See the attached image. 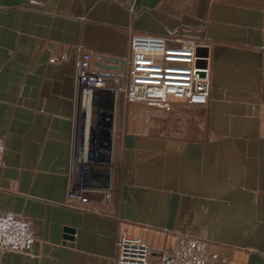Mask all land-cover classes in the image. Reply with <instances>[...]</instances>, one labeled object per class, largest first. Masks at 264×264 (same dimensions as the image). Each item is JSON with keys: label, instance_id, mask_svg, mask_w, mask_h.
Wrapping results in <instances>:
<instances>
[{"label": "crops", "instance_id": "obj_1", "mask_svg": "<svg viewBox=\"0 0 264 264\" xmlns=\"http://www.w3.org/2000/svg\"><path fill=\"white\" fill-rule=\"evenodd\" d=\"M135 33L203 45L209 104L127 102L115 85L129 83ZM82 50L113 87L92 99L77 93ZM0 137V212L37 238L0 264H118L121 234L151 246V264L182 234L217 264H262L264 0H0ZM91 153L110 155L97 170L113 200L69 204Z\"/></svg>", "mask_w": 264, "mask_h": 264}, {"label": "built area", "instance_id": "obj_2", "mask_svg": "<svg viewBox=\"0 0 264 264\" xmlns=\"http://www.w3.org/2000/svg\"><path fill=\"white\" fill-rule=\"evenodd\" d=\"M202 47L180 37L133 34L128 60L129 83L116 91H122L127 102L152 106H168L172 99L188 105H208L212 81L209 57L199 52ZM92 59L90 51H81L76 76L77 93L89 99L110 88L105 78L91 74ZM96 110L100 116L101 110ZM5 151L6 142L0 137V165ZM108 154H101L95 160L97 155L91 153L88 159L77 162L82 175L78 181L71 183L69 204L88 202L89 191L105 192L108 200H113L114 190L108 180L109 175L97 170L109 167ZM36 239L32 223L24 214L0 212V252L28 253ZM154 254L153 248L140 239L121 234L116 240L114 261L118 264H151ZM159 264H217V260L205 241L182 234L176 245L162 254Z\"/></svg>", "mask_w": 264, "mask_h": 264}, {"label": "rangeland", "instance_id": "obj_3", "mask_svg": "<svg viewBox=\"0 0 264 264\" xmlns=\"http://www.w3.org/2000/svg\"><path fill=\"white\" fill-rule=\"evenodd\" d=\"M115 86L117 87L116 89H118L119 86H118V85H115ZM110 88H113V87H110ZM95 156H96V155H95ZM89 157H90V155H89ZM95 160H97L96 157H95ZM112 163L115 164L114 161H112Z\"/></svg>", "mask_w": 264, "mask_h": 264}, {"label": "water", "instance_id": "obj_4", "mask_svg": "<svg viewBox=\"0 0 264 264\" xmlns=\"http://www.w3.org/2000/svg\"><path fill=\"white\" fill-rule=\"evenodd\" d=\"M69 231H70V233H71V232H73V230H72V229H71V230L69 229ZM67 238H68V239H71V235H68V237H67Z\"/></svg>", "mask_w": 264, "mask_h": 264}]
</instances>
